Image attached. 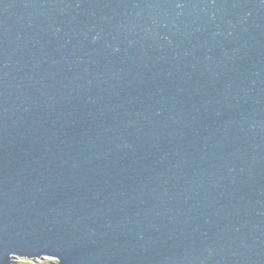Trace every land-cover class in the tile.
<instances>
[{
	"label": "water",
	"instance_id": "obj_1",
	"mask_svg": "<svg viewBox=\"0 0 264 264\" xmlns=\"http://www.w3.org/2000/svg\"><path fill=\"white\" fill-rule=\"evenodd\" d=\"M264 264V0H0V264Z\"/></svg>",
	"mask_w": 264,
	"mask_h": 264
},
{
	"label": "rangeland",
	"instance_id": "obj_2",
	"mask_svg": "<svg viewBox=\"0 0 264 264\" xmlns=\"http://www.w3.org/2000/svg\"><path fill=\"white\" fill-rule=\"evenodd\" d=\"M14 262L16 263L13 264H53L55 260L50 257L37 259V260L16 258Z\"/></svg>",
	"mask_w": 264,
	"mask_h": 264
}]
</instances>
